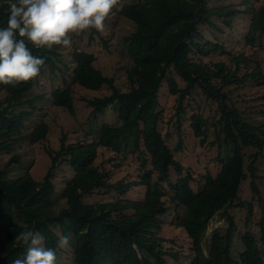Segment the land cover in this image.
<instances>
[{
	"label": "trees",
	"instance_id": "trees-1",
	"mask_svg": "<svg viewBox=\"0 0 264 264\" xmlns=\"http://www.w3.org/2000/svg\"><path fill=\"white\" fill-rule=\"evenodd\" d=\"M208 1L135 0L121 5L119 17L135 26L123 39L132 61L125 72V90L117 88L112 78L95 67L91 53L73 54L71 82L52 93L53 105L73 117L70 84L94 92L106 87L108 95L83 101L91 108L94 119L109 107L117 121L98 125L90 142L66 145L63 135L59 150L45 147L43 151L50 163L40 181L34 180L28 170L11 171L20 163L17 153L0 169V264H58L62 244L71 248L68 264H164L167 254L156 234L168 212L162 184L173 192L169 201L175 210L181 209L175 225L190 241L191 264H264V202L254 184L256 164L264 153V93L259 101L263 108L258 113L260 120L248 122L243 113L229 104L225 91L239 84L264 87V74L256 69L240 75V69L252 60L243 53L231 55L218 41H209L200 31L204 29L214 36L223 34L239 16H248L243 43L258 48L264 36V0L214 6ZM17 2L0 0V92L5 94L0 100V154H11L22 142L35 144L45 139L48 126L44 122L29 135H23L25 118L32 113L16 114L15 110L33 108L41 98L30 97L37 79L21 80L17 71L28 67L41 74L44 67L54 69L59 56L56 47L35 46L28 40L24 29L27 20H21ZM76 2L66 0L62 19H67L69 8ZM210 47L229 56L234 69L228 70L223 62L206 69L193 59L204 56ZM163 84L167 94L175 97L178 126L185 114L182 103L195 88L217 104L219 118L214 126L220 127L232 154L221 161L214 177L208 174L202 178L203 186L197 191L190 185L193 177L189 171L174 183L170 178V171L181 173L182 166L158 129L161 113L157 108ZM191 118L194 136L204 143L206 118L200 113ZM99 149L127 159L136 154L141 159L140 169L145 170L148 165L149 169L137 181L110 184L107 172L95 165ZM61 166L69 167L71 177L63 182L57 195L53 181ZM248 177L252 179L251 191L257 196L261 216L257 232L249 228L237 233L225 210L239 201L240 187ZM135 188L142 194L129 199L127 193ZM95 193L114 195L108 200L85 201ZM217 214L226 217L227 228L224 233H213L204 254L202 239Z\"/></svg>",
	"mask_w": 264,
	"mask_h": 264
},
{
	"label": "rangeland",
	"instance_id": "rangeland-1",
	"mask_svg": "<svg viewBox=\"0 0 264 264\" xmlns=\"http://www.w3.org/2000/svg\"><path fill=\"white\" fill-rule=\"evenodd\" d=\"M68 10L67 19H62L66 7V0H18L16 6L21 13V20H27L24 29L28 32V40L35 46H54L58 57L55 60L54 69L44 67L42 73L32 72L28 67L19 68L17 75L21 80L32 81L37 79L33 85L30 97L40 96V100L33 104V108L24 106L15 110L18 114L21 111H31L32 116L25 118L23 135H29L33 128L44 122L48 126V133L45 139L39 143L31 144L29 141L20 143L14 147L11 154H0V169L10 162L13 154L20 156V163L11 167V171L28 170L34 180L40 181L49 166V158L44 153L47 147L53 151L59 150L60 139L66 136L65 144H73L76 141L90 142L93 130L98 125L117 121V115L111 108H106L94 119L91 115V108L83 101L103 97L110 92L103 87L98 92L85 90L70 84L72 87V98L74 116L71 117L61 108L55 107L52 103V93L56 88H63L71 76L74 68L73 54L85 51L95 57V67L108 78H112L114 85L121 90L126 88L125 72L131 66L132 61L126 52V45L123 39L130 35L135 26L130 21L119 17L118 11L123 3H133L135 0H76ZM241 0H209L210 6L215 4H238ZM82 13L83 16L80 14ZM243 17L238 20V18ZM230 30H224L223 34L216 33L215 36L204 29H200L204 37L211 42L218 41L223 50L231 55L241 53L247 55L250 63L245 69H240V75L260 70L264 74V36L261 45L256 48H249L243 43V37L247 32L248 16H239ZM57 26V29L54 28ZM205 66L206 69H213V65L223 62L228 70H233L230 57L221 55V50H214L211 47L206 49L204 56L193 58ZM24 62V61H23ZM225 91L229 97V104L243 113L248 122L260 120L262 104L261 94L264 87L248 84L247 86L232 85ZM5 94L0 92V100ZM157 110L161 113V120L158 129L163 135L167 146L172 150L174 158L181 163L182 171L177 173L170 171V178L174 183L181 175L189 171L193 177L190 183L192 189L197 191L203 186L202 178L208 174L215 176L220 170L222 160L231 156L229 145L224 141L220 127L214 126L219 118L216 112L217 104L202 93L201 89L195 88L189 99L182 103L185 110L180 118L181 125L178 126L175 97L167 94L166 85L163 84L159 91V104ZM200 113L206 118V136L204 143L200 138L194 136L190 128L191 116ZM183 117V118H182ZM93 118V119H92ZM88 136L84 138L85 136ZM212 143L214 144L212 146ZM250 152L247 153V155ZM257 162L256 179L254 184L260 191L264 202V153ZM123 158V159H121ZM141 159L136 154L127 159L124 156H116L113 153L99 149L95 165L107 172L108 183H128L137 181L144 170L140 169ZM248 159L246 160V164ZM54 184L57 195L62 190L63 182L69 180L71 171L67 166H61L56 170ZM252 179L248 177L241 185L238 199L233 202L225 212L233 220L237 233H244L249 228L257 232V222L261 216V208L256 201L257 196L251 191ZM167 197L164 199L168 212L162 217L163 224L160 231L156 232L161 239V248L166 252L164 264H191L192 252L190 241L182 229L176 228L177 215H181V209L175 210L169 197L173 192L165 184H162ZM142 190L131 189L127 193L129 199H135L142 194ZM114 194L101 195L95 193L93 197L85 201L94 202L108 200ZM58 197V196H56ZM94 199V200H93ZM242 203V205H237ZM228 221L222 214H217L210 221L202 239L204 254H207L210 239L215 231L224 233ZM0 220V232H1ZM236 233V234H237ZM235 234V235H236ZM2 235L0 234V242ZM70 244V243H69ZM33 251V249H32ZM71 248L68 244H62V250L58 258V264H68ZM38 253V251H37ZM34 263V262H33ZM32 264V262H31Z\"/></svg>",
	"mask_w": 264,
	"mask_h": 264
}]
</instances>
